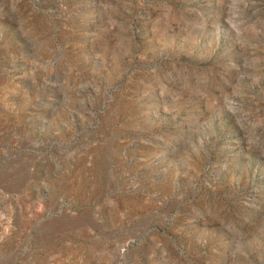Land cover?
<instances>
[{
  "label": "rangeland",
  "instance_id": "374dc122",
  "mask_svg": "<svg viewBox=\"0 0 264 264\" xmlns=\"http://www.w3.org/2000/svg\"><path fill=\"white\" fill-rule=\"evenodd\" d=\"M0 264H264V0H0Z\"/></svg>",
  "mask_w": 264,
  "mask_h": 264
}]
</instances>
